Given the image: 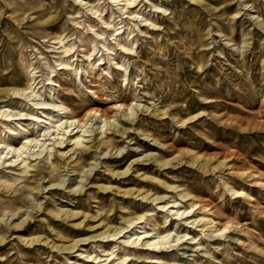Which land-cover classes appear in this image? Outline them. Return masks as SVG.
Instances as JSON below:
<instances>
[{"label":"rangeland","instance_id":"1","mask_svg":"<svg viewBox=\"0 0 264 264\" xmlns=\"http://www.w3.org/2000/svg\"><path fill=\"white\" fill-rule=\"evenodd\" d=\"M0 264H264V0H0Z\"/></svg>","mask_w":264,"mask_h":264}]
</instances>
